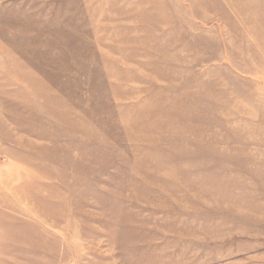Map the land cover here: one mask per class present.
Listing matches in <instances>:
<instances>
[{
    "label": "rangeland",
    "instance_id": "1",
    "mask_svg": "<svg viewBox=\"0 0 264 264\" xmlns=\"http://www.w3.org/2000/svg\"><path fill=\"white\" fill-rule=\"evenodd\" d=\"M244 6L0 0V264H264Z\"/></svg>",
    "mask_w": 264,
    "mask_h": 264
},
{
    "label": "bare ground",
    "instance_id": "2",
    "mask_svg": "<svg viewBox=\"0 0 264 264\" xmlns=\"http://www.w3.org/2000/svg\"><path fill=\"white\" fill-rule=\"evenodd\" d=\"M241 12L239 13L241 21L244 23L245 27L250 29L251 34L255 37L256 45L260 48H264V32L262 25L258 24L257 20L250 15V10L245 6L243 8L236 7ZM248 21V22H247Z\"/></svg>",
    "mask_w": 264,
    "mask_h": 264
}]
</instances>
